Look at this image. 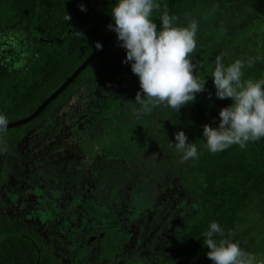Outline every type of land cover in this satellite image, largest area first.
Wrapping results in <instances>:
<instances>
[{
	"label": "trees",
	"instance_id": "obj_1",
	"mask_svg": "<svg viewBox=\"0 0 264 264\" xmlns=\"http://www.w3.org/2000/svg\"><path fill=\"white\" fill-rule=\"evenodd\" d=\"M91 1L0 0V115L6 116L8 123L41 106L108 34V25L114 24L111 7L117 0ZM155 2L160 8L153 11L150 19L158 28L159 16L165 10L177 17L174 26L186 27L192 19L198 23L197 48L189 58L197 65L194 75L207 82L206 90L197 94L194 102L179 113L160 106L137 118L134 108L139 105L133 102L140 81L131 65L123 62L126 51L119 46L115 34L37 117L7 127L6 132L0 133V141L18 149L33 134L29 131L45 122L53 123L55 109L67 106L69 96L85 82L87 98L93 99L86 125L98 124L97 141L107 142L114 154L118 152L117 157H122L120 151H124L123 158L133 161L147 150L140 163H145L144 158L150 154L155 155V179L171 181L185 199L196 198L198 212L183 229L180 254L156 264H213L203 244V234L212 222L218 223L226 236L230 232L228 238L239 242L243 251L264 260V138L244 149L233 145L215 154L204 149L202 140L203 125L217 127L220 109L232 103L231 99L215 96L211 74L217 55L223 53L226 64L253 58V65L243 69V79H264V0ZM81 5L86 11L80 10ZM66 14L71 17L69 21ZM178 131H184L188 141L196 143L198 159L180 163L179 155L170 147ZM129 173L141 176V167L125 175L123 180L132 182ZM142 182L140 179L135 184ZM111 226L102 227L109 230ZM115 231L108 234L114 242L111 247L102 248V253L106 252L102 261L86 259L92 263L85 264H121L113 255L118 251L116 245L130 234L123 233V238L118 229ZM216 238L219 240V235ZM91 249L56 234L47 240L25 221L0 220V264H69L63 255L74 257L75 252L85 257ZM142 259L137 253L122 264H150Z\"/></svg>",
	"mask_w": 264,
	"mask_h": 264
},
{
	"label": "rangeland",
	"instance_id": "obj_2",
	"mask_svg": "<svg viewBox=\"0 0 264 264\" xmlns=\"http://www.w3.org/2000/svg\"><path fill=\"white\" fill-rule=\"evenodd\" d=\"M66 105L51 117L53 123L30 132L28 144L20 145L23 157L8 165L11 176L0 184V220L25 221L47 240L56 234L92 248L85 257L63 255L69 264L102 261V248L114 242L108 234L117 229L120 236L130 234L116 245L113 259L121 264L137 253L150 264L179 255L183 229L198 212L196 198L185 199L171 181L155 179V155L140 163L147 150L137 161L123 158L124 151L117 157L107 142L97 141L98 124L86 125L90 114L77 116L74 107ZM33 138L35 143L29 144ZM5 160L3 153L0 169ZM140 167L141 176L129 173L133 181L123 180ZM140 179L144 182L135 184ZM106 224L112 229L102 227Z\"/></svg>",
	"mask_w": 264,
	"mask_h": 264
},
{
	"label": "clouds",
	"instance_id": "obj_3",
	"mask_svg": "<svg viewBox=\"0 0 264 264\" xmlns=\"http://www.w3.org/2000/svg\"><path fill=\"white\" fill-rule=\"evenodd\" d=\"M159 8L155 0H117L111 7L114 24H109L108 28L116 33L119 46L126 51L123 62L131 65L132 73L140 81V90L133 102L139 105L134 108L137 118L160 106L179 113L182 107L195 101L197 94L206 90V79L194 75L197 65L189 58L197 48V21L189 20L186 27L174 26L177 17L165 10L159 16L161 27L158 28L150 15ZM80 10L86 11L83 5ZM70 19L66 14V20ZM100 43H96L97 49H102ZM253 63L254 59L249 57L247 61L236 59L226 64L223 53L215 58L211 74L215 96L221 100L231 99L232 103L220 109L217 127L203 125V147L210 153L225 151L233 145L244 149L249 143L264 138V79H243V69ZM7 126L6 116L0 115V133L6 132ZM174 135L175 142L170 141V147H174L180 163L199 158L196 143L189 142L184 131ZM3 151L6 145L0 141V152ZM231 235L229 232L228 236ZM228 236L216 222L203 234V244L208 249L206 255L213 264H264V260L243 251L239 242H233Z\"/></svg>",
	"mask_w": 264,
	"mask_h": 264
},
{
	"label": "flooded vegetation",
	"instance_id": "obj_4",
	"mask_svg": "<svg viewBox=\"0 0 264 264\" xmlns=\"http://www.w3.org/2000/svg\"><path fill=\"white\" fill-rule=\"evenodd\" d=\"M85 90H86V86H85V82H83V84H81L74 90V92L69 96V100H68L69 106H73L75 109L74 111L75 115L80 116V117H84L88 114V110L91 106V102H93V99L89 97L87 98V93L85 92ZM73 98L74 100L71 101ZM58 108H62V106L59 105L55 109V112L57 111ZM81 112H83L82 113L83 115H81ZM29 132H32V131H29ZM29 134H26V135H29ZM35 141H36L35 139L32 142L31 140H29V144L31 143L33 144L35 143ZM24 144H28V143L24 142ZM20 145L21 143L19 144V147H18L19 150L18 149L13 150L9 146H6V151L0 152V155L4 153L6 156V160L4 162L5 167H2L0 169V184L3 183L6 179L9 180L11 176V173H8V170H9L8 165L13 162H16L17 164L18 159L23 157V152L20 151ZM39 169L40 167H35V170H39Z\"/></svg>",
	"mask_w": 264,
	"mask_h": 264
},
{
	"label": "water",
	"instance_id": "obj_5",
	"mask_svg": "<svg viewBox=\"0 0 264 264\" xmlns=\"http://www.w3.org/2000/svg\"><path fill=\"white\" fill-rule=\"evenodd\" d=\"M115 32L113 30H110V32L107 34L105 39L100 43L102 45V49L111 41V39L115 36ZM102 49H95L85 60L84 62L64 81L59 88L39 107H37L30 115L21 118L20 120L14 121L12 123H8V126H14L18 124H23L24 122H27L30 119H34L37 117L42 110L46 108V106L55 99L61 92H63L70 84L71 82L80 74L82 70H84L87 65L95 58L96 55H98Z\"/></svg>",
	"mask_w": 264,
	"mask_h": 264
}]
</instances>
